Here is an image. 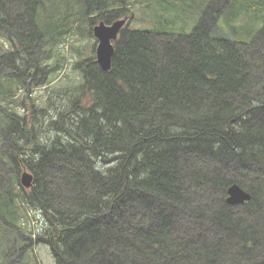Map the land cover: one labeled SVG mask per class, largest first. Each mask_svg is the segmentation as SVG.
I'll use <instances>...</instances> for the list:
<instances>
[{
  "label": "trees",
  "instance_id": "1",
  "mask_svg": "<svg viewBox=\"0 0 264 264\" xmlns=\"http://www.w3.org/2000/svg\"><path fill=\"white\" fill-rule=\"evenodd\" d=\"M128 16L109 70L96 40L67 58ZM39 243L55 264H264V0H0V264H41Z\"/></svg>",
  "mask_w": 264,
  "mask_h": 264
},
{
  "label": "water",
  "instance_id": "2",
  "mask_svg": "<svg viewBox=\"0 0 264 264\" xmlns=\"http://www.w3.org/2000/svg\"><path fill=\"white\" fill-rule=\"evenodd\" d=\"M126 23V18L117 19L111 23L103 20L93 26V34L97 38L96 56L97 62L104 70L111 68L112 57L115 52L114 42ZM34 174L28 170L21 173V183L25 188L33 185ZM228 204H243L252 198V194L239 183H232L228 187Z\"/></svg>",
  "mask_w": 264,
  "mask_h": 264
},
{
  "label": "rangeland",
  "instance_id": "3",
  "mask_svg": "<svg viewBox=\"0 0 264 264\" xmlns=\"http://www.w3.org/2000/svg\"><path fill=\"white\" fill-rule=\"evenodd\" d=\"M141 7L142 6H140V4H137L136 6L133 7V10L135 12V16L138 18H140L143 15L142 12L139 10ZM125 18H126V22H127L129 20V16L125 17ZM133 20L135 21V19H133ZM134 23H142V21L136 20V22H134ZM93 40H96V38L90 39L84 35L78 36L75 38H70L68 43H66V45L63 46L64 51L67 53V58L70 60H73V59L78 57V51L79 50L83 51V52L89 50V48L91 47V41H93ZM63 69H64V71L61 73L63 75H66L67 72L69 70H71V68L69 66H66ZM36 90L39 91L40 88H36ZM230 167H232V165H226L225 163H223L224 171L229 172ZM216 169H218V167H216ZM218 170H220L221 172L223 171L222 169H218ZM206 198L207 199L204 200V203L212 206L213 204H211V203L213 202V200L210 198V196H208ZM214 206L215 205H213V207ZM258 214H260V213L258 212ZM34 215H37V213H34ZM31 221H32V228L38 224V220L35 217L31 218ZM35 249H36L35 250L36 255L38 256L41 264H55V261H54V258H53V255L51 253L49 246H47L46 244H43V243H39V244H37ZM7 256H13L11 254V251L8 252Z\"/></svg>",
  "mask_w": 264,
  "mask_h": 264
},
{
  "label": "bare ground",
  "instance_id": "4",
  "mask_svg": "<svg viewBox=\"0 0 264 264\" xmlns=\"http://www.w3.org/2000/svg\"><path fill=\"white\" fill-rule=\"evenodd\" d=\"M36 235V234H35Z\"/></svg>",
  "mask_w": 264,
  "mask_h": 264
}]
</instances>
